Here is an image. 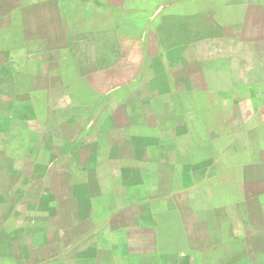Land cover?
I'll return each mask as SVG.
<instances>
[{"label":"rangeland","instance_id":"rangeland-1","mask_svg":"<svg viewBox=\"0 0 264 264\" xmlns=\"http://www.w3.org/2000/svg\"><path fill=\"white\" fill-rule=\"evenodd\" d=\"M262 42L264 0H0V251H11L0 264L21 256L24 264H61L60 251H78L70 264H113L107 223L97 227L105 248L98 258L95 242L76 238L89 228L85 195L103 220L111 203H140L158 183L157 164L145 158L153 139L165 144L162 178L178 189L176 215L223 218L219 227L204 218L214 232L226 219L248 229L264 207L254 211L225 138L211 150L213 178L198 168L209 163V59L211 72H234ZM236 144L238 157L244 144ZM92 154L95 185L78 172ZM61 168L75 176L52 173ZM19 171L33 174L22 184ZM201 235L209 248V233ZM191 242L183 239L182 251L118 248L117 264H264V234L230 241V251H191Z\"/></svg>","mask_w":264,"mask_h":264},{"label":"crops","instance_id":"crops-1","mask_svg":"<svg viewBox=\"0 0 264 264\" xmlns=\"http://www.w3.org/2000/svg\"><path fill=\"white\" fill-rule=\"evenodd\" d=\"M233 27L234 31L239 32L241 25L235 23ZM256 47L262 51L258 50L257 54L252 57H240L239 65L234 72L224 68V66L219 69L220 73L211 72V65L214 61L209 59V158H207L209 163L204 164L201 168L197 167L201 172L207 169L209 179L213 178L216 170L215 159L211 150L217 148L215 146L216 143L225 138L228 144L225 150L228 151L229 158H237L240 162L239 170L241 172L240 175L243 177L244 189H249V184H251L249 191L253 190L254 211L256 208L263 209L264 207L261 204L264 203V42L258 43ZM221 60L224 59L221 58ZM224 62L221 61V64H224ZM176 93H178L180 101L175 106H179L182 109L184 105L180 98L182 94L178 91ZM214 121L216 124L213 123ZM182 122L183 119L180 117L177 123L182 125ZM212 125H215V132L211 129ZM239 138L244 146L239 148L238 151L240 152L237 157V154H234L236 151H233V149L238 146L236 141ZM90 145H93L95 149V142ZM145 146V150L148 149L149 152V155L145 156V158L157 164L154 176L158 179V183L155 189H152V192L144 195L140 203L127 200L128 203H124L119 209L117 207L112 208L111 203L108 207H105L106 215L103 220L102 211L98 210V205L96 207L92 195H85V199H89L87 206L89 214H84L83 221L89 228L86 229L85 227L82 231H80L81 229L78 230L77 232L79 233H77L76 238L80 241L82 239L87 241V243L84 242V246L86 244L89 245L90 241L95 242L93 245L95 249L94 255L97 258L102 254V249H105L100 246L102 242L97 240L100 235L97 227L103 221L107 223L104 238H107L109 249L114 253L113 264H117L118 248L125 249V251L135 249H141L142 251H182V240L185 239L190 240V242L193 241V244L192 242L190 243L192 244L191 246H187L192 249L191 251H213L215 245L216 247L220 245L222 246L221 248L227 245L221 251H230L228 248L230 241H242L251 237L256 242V240L258 241L262 238L264 234V215H255L247 221L248 223L240 218L242 222H237V224L242 223L243 226L246 223L248 227V229L243 227L240 231L235 230L234 227L232 228V226H235L233 221L226 219L228 227L225 229L221 228V230L218 228L215 232L213 231L214 226L209 228L203 226V221L206 222L204 218L209 217V224H214L218 227L223 225V218L176 215L177 211L182 207L181 202L176 199L178 189L173 187L175 184H164V179L162 178V169L167 160L164 152L165 144L159 139L157 141L153 139V141L148 140ZM137 147L140 146L137 145ZM230 152L234 155H231ZM92 157H94L93 154ZM141 158V156H136L133 160L138 161ZM82 164L78 162V172L85 173L90 183L95 185V157L87 168L82 167ZM193 166V164H189L187 167L192 168ZM67 171L65 168H61L55 172L52 170V173L57 175L63 172L65 174ZM31 173L33 174V172ZM31 173L25 174L23 171H19L14 176L22 178L21 176L24 175L22 179V184H24L29 180V177H32ZM9 176L12 175L9 174ZM69 176L72 178L75 175L72 173ZM242 202L245 203L244 200ZM135 208H141L139 210L141 212L136 211L135 213ZM138 224H142V227L136 226ZM247 232L252 235L247 236ZM208 233L209 248H202L203 245L202 243L199 244V241L201 239L206 241L207 237L201 234ZM139 234L142 235L139 236ZM138 240H142V244L138 245L136 243ZM155 241H158V243L156 244ZM254 249H256V246ZM258 249L261 248L258 247ZM235 251H244V248ZM60 252L58 257H62L61 264H70V257L78 253V251ZM8 254L11 256V251H0V256ZM13 254L16 255L17 253ZM21 257L20 259L17 257L18 262L14 264H24V260ZM78 261H80V257Z\"/></svg>","mask_w":264,"mask_h":264},{"label":"water","instance_id":"water-1","mask_svg":"<svg viewBox=\"0 0 264 264\" xmlns=\"http://www.w3.org/2000/svg\"><path fill=\"white\" fill-rule=\"evenodd\" d=\"M15 196H16V195L11 196V197L8 199V201H9L10 203H12L13 200L15 199ZM7 215H8V213L6 214V216H7Z\"/></svg>","mask_w":264,"mask_h":264},{"label":"trees","instance_id":"trees-1","mask_svg":"<svg viewBox=\"0 0 264 264\" xmlns=\"http://www.w3.org/2000/svg\"><path fill=\"white\" fill-rule=\"evenodd\" d=\"M15 194V193H14ZM17 246V245H16ZM18 246H21V244H19Z\"/></svg>","mask_w":264,"mask_h":264}]
</instances>
